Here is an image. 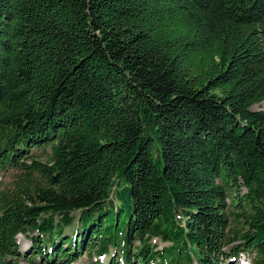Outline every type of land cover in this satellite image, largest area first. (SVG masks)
Returning <instances> with one entry per match:
<instances>
[{"label":"trees","instance_id":"obj_1","mask_svg":"<svg viewBox=\"0 0 264 264\" xmlns=\"http://www.w3.org/2000/svg\"><path fill=\"white\" fill-rule=\"evenodd\" d=\"M8 169L0 264H264V0H0Z\"/></svg>","mask_w":264,"mask_h":264},{"label":"rangeland","instance_id":"obj_2","mask_svg":"<svg viewBox=\"0 0 264 264\" xmlns=\"http://www.w3.org/2000/svg\"><path fill=\"white\" fill-rule=\"evenodd\" d=\"M262 106L263 105H255L252 107V110H259L262 108ZM48 152H49V149H46L45 151L35 150L33 154L37 159L45 160L46 154ZM16 176H17L16 172L12 169H8L5 171L0 170V191L3 189L11 188L14 183V180L16 179ZM74 215L77 216L78 213H75ZM76 227L77 225L75 223L73 226L66 228L64 231V234L66 236H69L76 229ZM155 242L156 244H158L159 247L162 246V244L158 240H156ZM17 244L19 247V251L22 253L26 252L31 246V242L28 239H26L25 236H22V235H19L17 237ZM251 258H252V255L250 253L245 252V253L240 254L238 259L229 258L226 261H224L222 264H251ZM95 261H96L95 257L90 258L88 257L86 253H83L82 257L73 264H93ZM103 262H104V259H103ZM20 264H29V263L27 259H24V260H21Z\"/></svg>","mask_w":264,"mask_h":264}]
</instances>
